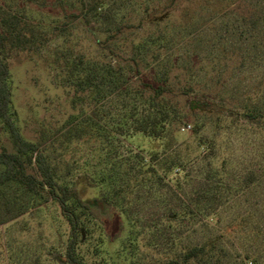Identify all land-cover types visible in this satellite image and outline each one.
Listing matches in <instances>:
<instances>
[{
    "label": "rangeland",
    "instance_id": "374dc122",
    "mask_svg": "<svg viewBox=\"0 0 264 264\" xmlns=\"http://www.w3.org/2000/svg\"><path fill=\"white\" fill-rule=\"evenodd\" d=\"M89 2L0 0V16L13 33L6 52L11 112L26 140L36 142L67 122L68 93L96 64V39L126 23L136 27L132 37L146 79L172 71V83L184 80L190 97L234 113L264 106V0H112L86 23L81 13ZM160 10L166 14L159 23L144 21ZM105 62L114 67L113 59ZM131 69L122 76L130 80ZM232 119L217 129L222 117L196 114L174 137L153 141L125 131L104 149L92 141L56 143L62 165L70 166L65 183L81 200L106 196L110 205L100 219L88 221L91 233L79 239L84 262L171 264L178 245L218 238L223 264H264V128ZM0 142L13 150L1 122ZM153 149L180 164L177 174L126 186L120 161L134 154L148 159ZM171 214L178 219L169 221ZM69 236L55 201L15 181L0 187V264H68Z\"/></svg>",
    "mask_w": 264,
    "mask_h": 264
},
{
    "label": "trees",
    "instance_id": "16d2710c",
    "mask_svg": "<svg viewBox=\"0 0 264 264\" xmlns=\"http://www.w3.org/2000/svg\"><path fill=\"white\" fill-rule=\"evenodd\" d=\"M110 1L90 0L81 13L84 22L89 23L94 11ZM176 1L179 0H172ZM240 7L238 5L237 8ZM161 11L152 12L144 21L147 24L159 23L166 14ZM9 26V19L0 16V122L8 131L13 148L8 150L0 142V165L4 167L0 173V187L15 181L30 193L42 194L46 200L58 204L69 228L70 236L64 258L68 264H86L78 253L79 239L84 232L91 233L88 221L100 219L101 212L110 205L106 196L81 200L78 192L65 183L70 166L68 163L62 165L63 159H60L62 157L56 143L59 142L62 147L64 143L77 146L78 143L86 145L92 141L98 148L104 149L125 131L160 141L168 136L174 137L181 126L187 125L192 115L196 114L222 117V121H217V129L234 120V117H239L249 126L264 128V106L234 113L216 102L190 97L188 87L182 86L184 80H180V85L172 83V71L160 78L146 79L140 45L132 37L136 27L126 23L115 32L96 39L98 56L93 57L96 64L84 75H79L74 88L68 93L70 111L67 122L54 127L48 136L43 133L36 142L26 140L11 112L10 65L6 52L13 33ZM123 35L129 39H122ZM107 58L113 59L114 67H111V62L107 67ZM129 65L133 68L131 71H134L130 80L122 76ZM106 99L110 100L108 105L103 103ZM197 144L199 149L206 145L202 139ZM171 146L172 143L166 145L165 153L169 152ZM179 168L180 164L169 157L162 158L157 149H153L148 159L134 154L122 159L119 164L120 174L125 177V185L128 187L157 184L164 179V174H177ZM178 217V214H171L167 219L172 222ZM122 228L123 224L120 223L116 237ZM219 243V239L214 238L194 246L178 245L169 262L223 264V251Z\"/></svg>",
    "mask_w": 264,
    "mask_h": 264
}]
</instances>
